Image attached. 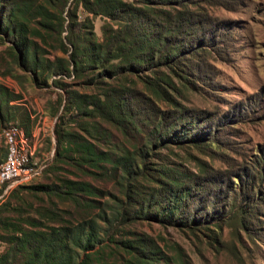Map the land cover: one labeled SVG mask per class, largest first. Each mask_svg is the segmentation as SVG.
Wrapping results in <instances>:
<instances>
[{
  "label": "trees",
  "instance_id": "obj_1",
  "mask_svg": "<svg viewBox=\"0 0 264 264\" xmlns=\"http://www.w3.org/2000/svg\"><path fill=\"white\" fill-rule=\"evenodd\" d=\"M59 1L43 0L34 7L31 1L19 6L14 1L0 0V42L11 43L10 56L21 68L31 72L36 83L44 80L46 74L60 79L72 76L79 79L95 72V79L105 80L149 71L157 80V84L150 85L153 92L163 98L166 88L176 90L170 75L161 72L163 67L184 80L187 75L192 76L194 84L208 75L210 65L204 58L211 52L203 34L206 20L200 9L201 0H137L141 7L122 0H74V8L67 14L70 27L80 26L75 11L80 5L85 13L93 16L110 20H118L121 15L130 17L132 28L129 24L122 30L105 27L100 42L86 35L72 38L70 35L67 43L72 51L68 60L40 59L32 38H43L42 30L48 34L54 30V11L58 10L56 2ZM33 20H37L38 29L31 27ZM184 67L186 73L179 74ZM85 82L93 83L94 79ZM113 93L74 97L67 110L76 109L78 118L96 115L117 125L125 120L135 127L143 124L150 127L144 143L112 156L90 142L79 140L73 133L58 131L56 159L72 161L77 170L92 177L119 174L115 176L123 188L125 202H120L112 220L96 216L92 211L98 209L95 200L98 194L89 182L59 179L56 183L36 184L45 169L37 179L17 185L1 199L8 197L0 205V242L6 245L0 264H106L102 255L104 248L93 251L102 230L99 222L106 224L109 242L127 256L124 264H151L154 253L149 241L142 237L114 239L118 227L152 218L162 224L190 229L213 223L221 232L223 224L230 222L244 229L247 217L257 214L262 201L256 187L263 181V169L259 166L262 158L252 163L251 175H237L239 196L232 189L235 179L231 172L225 175L205 169L201 164L197 173L184 174L153 161L162 148L181 143L204 155L218 153L215 151L218 136L228 126V114L218 119L210 117L208 111L190 110L173 103L169 109L160 111L139 91L125 89L118 99ZM19 99V95L0 85V130L16 125L31 138L23 127L11 123L16 119L17 106L13 103ZM5 155L0 157V162ZM144 181L154 182L156 187L146 190ZM16 191L68 203L75 209L77 219L64 209L56 212L54 208L38 207L34 210L37 217L24 213L22 205H11ZM215 239L219 240L216 236Z\"/></svg>",
  "mask_w": 264,
  "mask_h": 264
},
{
  "label": "rangeland",
  "instance_id": "obj_2",
  "mask_svg": "<svg viewBox=\"0 0 264 264\" xmlns=\"http://www.w3.org/2000/svg\"><path fill=\"white\" fill-rule=\"evenodd\" d=\"M11 1L19 6L25 5L24 1H31L34 7L43 2ZM122 1L141 7L137 0ZM56 3L58 10L54 11V30L49 34L42 30L43 38H32V45L40 59L68 60L72 51L67 43L68 36L86 35L92 41L100 42L105 27L122 30L132 22L125 15L118 20L93 16L85 13L79 5L75 11L80 26L70 27L67 14L74 8V0ZM199 3L206 20L203 34L208 39L207 49L211 54L204 58L210 65L208 75L205 79L197 80V84L192 82L195 81L192 76L187 75V80H184L174 76L166 67L161 72L170 75L176 90L167 89L161 83L162 89L166 88L163 98H158L153 92L150 85L157 84V80L149 71L127 73L105 80L95 79V72H89L79 79L73 76L60 79L46 74L44 80L36 83L31 72L21 68L18 61L10 56L11 43L6 41L0 42V85L19 95L20 99L13 103L17 106L16 119L11 123L20 125L30 133L35 144L33 163L35 167L47 169L36 184L56 183L59 179L89 182L98 194L95 197L98 209L92 213L108 220L115 217V209L120 202H125L123 188L115 176L117 173L92 177L77 170L72 161L69 164L66 160L58 161L56 133H73L79 140L94 144L99 151L115 156L125 150L131 151L134 146H141L150 127L143 124L135 127L126 120L117 125L96 115L78 118L76 109L67 110L74 97L98 96L113 91L115 99H118L125 89H131L141 92L160 111L169 109L173 103L190 110L208 111L210 117L218 119L228 114V126L218 136L219 145L215 149L218 153L204 155L189 144L181 143L162 148L153 161L156 165H164L184 174L197 173L201 164L205 169L225 175L231 172L235 179L232 189L239 196L237 175H251L252 163L262 158L259 166L263 169V181L256 185L262 201H259L257 214L247 217V226L240 229L235 222H230L223 224L220 232L213 223L190 229L162 224L149 218L125 223L118 227L113 237L117 240L146 238L153 247L151 257L154 260L151 264H264V0H201ZM30 23L32 28H39L37 20ZM129 25L131 27L133 24ZM183 69L178 73H186V68ZM89 79H94V82L86 83ZM1 133L2 129L0 136ZM4 155L5 149L0 141V157ZM142 185L146 190L156 187L150 181H144ZM16 192L11 198V205H22L24 213L28 212L33 217H37L35 209L46 207L57 209L56 212L61 209L70 211L77 219L75 209L68 203L36 197L23 191ZM6 199L0 200V205ZM229 204L230 201L227 206ZM65 219L69 217L65 216ZM99 225L102 230L93 251L103 247L106 264H124L127 256L109 242V237L105 235L106 224L99 222ZM5 249L6 245L0 242V255Z\"/></svg>",
  "mask_w": 264,
  "mask_h": 264
},
{
  "label": "built area",
  "instance_id": "obj_3",
  "mask_svg": "<svg viewBox=\"0 0 264 264\" xmlns=\"http://www.w3.org/2000/svg\"><path fill=\"white\" fill-rule=\"evenodd\" d=\"M6 155L0 162V200L17 185L27 184L37 179L43 168L35 167L33 157L35 144L16 125L4 129L0 136ZM5 186V187H4Z\"/></svg>",
  "mask_w": 264,
  "mask_h": 264
}]
</instances>
